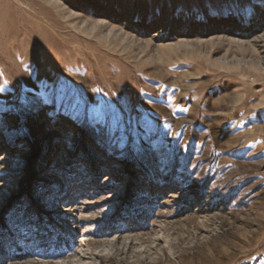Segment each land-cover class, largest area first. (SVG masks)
<instances>
[{"label":"rangeland","instance_id":"374dc122","mask_svg":"<svg viewBox=\"0 0 264 264\" xmlns=\"http://www.w3.org/2000/svg\"><path fill=\"white\" fill-rule=\"evenodd\" d=\"M0 264H264V0H0Z\"/></svg>","mask_w":264,"mask_h":264},{"label":"bare ground","instance_id":"6f19581e","mask_svg":"<svg viewBox=\"0 0 264 264\" xmlns=\"http://www.w3.org/2000/svg\"><path fill=\"white\" fill-rule=\"evenodd\" d=\"M255 70H256V67H255ZM258 71H260V70H258ZM256 75H258V76H259V79H260V78H262V73H261V74H259V72H256Z\"/></svg>","mask_w":264,"mask_h":264}]
</instances>
